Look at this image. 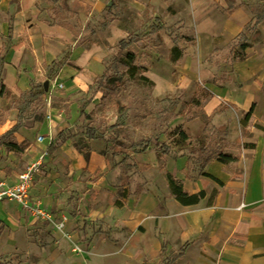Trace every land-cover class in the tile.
<instances>
[{"label":"crops","instance_id":"obj_1","mask_svg":"<svg viewBox=\"0 0 264 264\" xmlns=\"http://www.w3.org/2000/svg\"><path fill=\"white\" fill-rule=\"evenodd\" d=\"M232 4L227 12V0H0V75L11 92L42 77L72 105L88 97L94 106L102 92L92 87L104 77L110 53L129 35L139 36L129 49L146 59L149 96L164 105L154 113L164 116L154 138L169 146L159 151L135 140L110 157L92 146L85 157L70 140L56 145L31 191L51 219L1 202L0 264H163L175 256L174 264H264V20L251 12V0ZM249 23L257 30L243 37L247 58L232 61L233 40ZM198 88L211 94L203 114L235 146L226 151L240 148L241 177L216 160L205 176L189 146L169 143L178 126L192 138L202 135L203 118L186 115ZM16 123L0 124V136ZM37 131L38 125L20 126L13 133L17 143L28 142L20 156L0 148V176L9 183L47 149L36 142L44 138ZM165 170L204 197L191 206L177 202Z\"/></svg>","mask_w":264,"mask_h":264},{"label":"rangeland","instance_id":"obj_2","mask_svg":"<svg viewBox=\"0 0 264 264\" xmlns=\"http://www.w3.org/2000/svg\"><path fill=\"white\" fill-rule=\"evenodd\" d=\"M251 4V12L257 18L264 15V0H251ZM132 15L130 13V16ZM133 16L132 21L137 18L135 15ZM137 23L140 24L139 21H136ZM151 24L155 29L158 28L155 22ZM158 25L160 24L158 23ZM256 30L255 24L249 23L246 32L236 42L241 41L247 34L254 35ZM136 38L139 39V36L132 35L130 41L135 42ZM148 38L156 40L150 36ZM149 39L147 40L149 41ZM126 51L127 49L122 50L118 47L110 53L104 77L100 78L92 87L94 90L104 88L106 85L116 87L118 93L114 97L97 100L98 102L94 106L92 105L93 108L89 104L88 97H82L76 101V105H72V102L63 96V90L58 87H49L48 84L44 86L43 78L40 77L30 89L25 91L19 93L4 91V95L0 97V124L5 123L8 118H13L19 120L25 127L38 125L39 131L34 134L36 136L37 133H40L44 136L43 143L47 145L45 151L48 155L51 153L49 145L56 146L65 140H70L83 153H88V150L93 146L109 157L115 152L127 148L126 145H133L135 142H140L141 146L144 143L155 144L159 151L168 148L169 146L165 144L164 147L159 145L162 142L154 138L157 133L155 128L162 127V124L158 126L157 122L161 123L164 117L156 119L154 113L156 114L164 105H160L150 98V85L144 84L139 79L140 70H136L135 76L129 78L125 66L117 65L119 60H123ZM139 59L141 64L146 61L144 55L139 56ZM142 66L145 68L144 65ZM110 80L112 81L110 82ZM120 101L123 104L117 106V102ZM170 108L174 111L176 105L171 103ZM180 108L184 110L185 105L182 104ZM111 115H116L117 118H112ZM112 120L116 121L113 126L109 125V121ZM117 138L123 140L117 141ZM168 140L171 141L169 134ZM26 143L28 146L27 141ZM0 148L5 149L2 145ZM41 163L42 171L47 162L42 160ZM153 262L154 260L151 263Z\"/></svg>","mask_w":264,"mask_h":264},{"label":"trees","instance_id":"obj_3","mask_svg":"<svg viewBox=\"0 0 264 264\" xmlns=\"http://www.w3.org/2000/svg\"><path fill=\"white\" fill-rule=\"evenodd\" d=\"M229 8L227 12H232L234 5L232 4V0H227ZM264 19V15H261L258 17V21H261ZM242 34L237 35L234 40L233 44L230 48L229 54L231 56L232 61L237 60H245L247 58V55L245 53V50L248 48L249 43L245 41V39L236 42L239 37H241ZM130 35L127 40L121 41L118 44V47L122 50L127 49L125 55L123 56V60H119L117 62V65H123L125 66L126 74H128L129 78H133L135 76L136 70H140L141 76L139 79L144 84L151 85V81L147 79L145 76H143V72L145 71V68L140 63V59L136 54L129 49L130 44L132 43L130 41ZM2 67V54L0 53V68ZM113 79V78H111ZM221 79V78H220ZM217 77H214L213 82L216 83L218 80ZM112 80H110L111 82ZM113 81H115L113 79ZM262 84V90L264 91V80L261 83ZM8 90L10 91L2 81V77L0 75V97L4 95V91ZM102 92L101 100H105L106 97L112 98L118 93V89L116 87H108L107 85L104 88L99 89ZM105 91V92H104ZM210 92L207 89L204 88H198L194 95L191 98V102L187 104L188 109L186 110V114L188 115V120H191L195 117H202L204 120V130L201 136L198 138H192L188 136L180 126L172 129L169 132L170 140L169 143L175 144V145H187L189 146V152L191 154H196L198 161L200 163V172L205 176H210L209 174L203 172V169L206 167L208 162L210 160H216L223 163L226 166H229L231 168V175L237 177L242 176V172L236 168L237 163L240 159V148H238V152L236 154H232L228 151H226V147H235L234 145H230L225 141L227 137V130L224 128H215L210 120V117L205 116L202 112V107L206 99L210 96ZM123 103L117 102V106L122 105ZM252 108L249 109L248 112L245 113L244 119L242 121L243 125L246 124L251 116H252ZM21 123L19 120H17V123L9 130L5 131L4 134L0 136V145H2L5 149L8 151H12L17 155H21L25 152V148L27 146L26 141H22L19 143L16 142L13 133L17 131L20 128ZM63 142V141H62ZM61 142V143H62ZM162 147H164V143L159 144ZM56 146L49 145V150L53 151ZM103 153V152H102ZM85 157H87V153H84ZM104 154V153H103ZM162 168L164 169V166L162 165ZM168 185L171 189V195L172 197L179 203L185 206H191L195 205L196 203H199L200 200L204 197L205 193L204 191H200L194 194L189 193L184 187H183V180L178 179L175 176H173L171 173L165 170ZM218 184L222 185V183L218 179H214ZM177 256L167 259V261H163V264H174L176 261L175 259Z\"/></svg>","mask_w":264,"mask_h":264},{"label":"built area","instance_id":"obj_4","mask_svg":"<svg viewBox=\"0 0 264 264\" xmlns=\"http://www.w3.org/2000/svg\"><path fill=\"white\" fill-rule=\"evenodd\" d=\"M52 137H50L51 139ZM44 138L41 135L36 137V142L42 143ZM47 151H42L35 161L17 176L13 183H9L5 178L0 176V203L7 200L14 201L21 208L29 211L35 218L50 220V213L35 201L32 197V187L35 181V175L39 172L41 161Z\"/></svg>","mask_w":264,"mask_h":264}]
</instances>
